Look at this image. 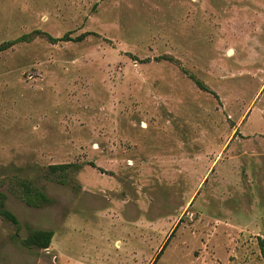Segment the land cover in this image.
<instances>
[{"label":"rangeland","instance_id":"374dc122","mask_svg":"<svg viewBox=\"0 0 264 264\" xmlns=\"http://www.w3.org/2000/svg\"><path fill=\"white\" fill-rule=\"evenodd\" d=\"M34 30L88 35L0 53V264H264V0H0Z\"/></svg>","mask_w":264,"mask_h":264},{"label":"trees","instance_id":"16d2710c","mask_svg":"<svg viewBox=\"0 0 264 264\" xmlns=\"http://www.w3.org/2000/svg\"><path fill=\"white\" fill-rule=\"evenodd\" d=\"M88 34H82L76 38H71L70 34H65L62 37L55 38L50 34L43 32L41 30H34L30 33L24 34L13 41H8L0 45V53L13 47L14 45L22 42L30 43L36 38H43L46 39L51 44H57L60 42H69V41H81L85 38ZM167 60H172L171 57L166 56ZM195 84L198 88L202 91H210L205 84L202 82L194 79ZM212 92V91H210ZM215 96L216 94L212 92ZM79 170L81 169V165L78 164H60V165H52L49 166L47 169V178H55V175H63L64 178L59 180L60 183L65 184L66 178L69 176L68 170ZM58 174V172H60ZM54 177V178H53ZM11 185L14 190L18 191V195L20 199L29 207L35 208H43L50 206L53 203V199L50 198L45 191L38 187L34 181L16 175L11 180ZM7 195L3 192H0V216L5 219L6 221L14 224L19 225L18 218L7 208ZM175 230L173 231V233ZM173 233L171 235H173ZM16 237H18L16 235ZM171 237V236H170ZM54 238V232L51 230H31L27 237L22 240L21 244L29 249H36V250H48L50 245L52 244ZM260 245L264 254V240H260ZM163 251V250H162ZM160 255V254H159ZM158 255V257H159ZM157 257V258H158Z\"/></svg>","mask_w":264,"mask_h":264}]
</instances>
